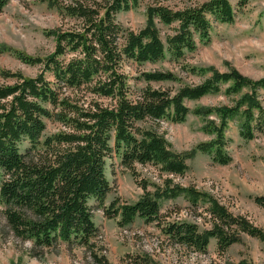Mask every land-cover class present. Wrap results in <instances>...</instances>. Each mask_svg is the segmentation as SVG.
I'll return each mask as SVG.
<instances>
[{
  "label": "trees",
  "instance_id": "trees-1",
  "mask_svg": "<svg viewBox=\"0 0 264 264\" xmlns=\"http://www.w3.org/2000/svg\"><path fill=\"white\" fill-rule=\"evenodd\" d=\"M10 0H0V11ZM144 0H54L50 4L68 19L71 28L46 31L55 39V50L44 58L9 49L22 63L42 66L36 77L2 71L12 84L0 86V206L12 236L30 242L42 253L65 243L85 248L95 264H109L96 251L99 235L91 201L104 206L112 192L107 163L117 158L133 177L137 166L152 165L161 174L183 176L187 160L197 152L207 154L214 164L227 166L228 123L240 119L239 135L252 141L264 133V108L258 91L264 78L253 80L235 68L221 73L214 68L196 69L191 74L209 78L200 85H181L175 92L154 89L152 83L180 82L172 72H143L130 77V63L156 64L169 56L184 60L198 45L210 43L213 22L232 23L236 13L229 0H209L174 10L161 4L146 9V25L134 32L122 26L117 16L134 10ZM250 0H239L245 8ZM159 25L174 29L163 41ZM47 74L49 77H47ZM131 80L142 81L133 88ZM234 106L196 107V101L221 93ZM244 90H248L242 93ZM107 101L105 103L104 101ZM192 114L204 121L203 130L213 136L186 154L175 153L158 130L161 121L181 124ZM47 122L58 130L46 134ZM162 189L147 191L136 203L114 199L105 215L124 227L137 218L155 223L173 245L200 254L207 253L211 239L220 254L241 242L247 234L264 244V231L246 218L235 216L207 193L165 180ZM185 197L194 208L206 204L211 228L200 231L195 223L162 225L161 201ZM264 206V197L255 198ZM203 216V214H200ZM143 264H148L145 261ZM244 264V263H239Z\"/></svg>",
  "mask_w": 264,
  "mask_h": 264
},
{
  "label": "rangeland",
  "instance_id": "rangeland-1",
  "mask_svg": "<svg viewBox=\"0 0 264 264\" xmlns=\"http://www.w3.org/2000/svg\"><path fill=\"white\" fill-rule=\"evenodd\" d=\"M54 0H10L0 11V86L12 84L4 79L2 71L20 72L25 77H36L42 66H30L18 60L9 49L31 57L44 58L55 50V39L46 31L71 28L50 4ZM69 1V0H66ZM209 0H144L134 10L118 14V22L134 32L146 25V9L149 5L161 4L174 10L184 9ZM236 17L232 23L213 22L212 38L206 45L186 55L184 60H172L169 56L156 64L130 63L126 73L133 79L143 72L167 71L174 73L180 82L152 83L154 89L169 90L175 93L183 85H200L210 74L204 76L188 73L187 66L196 69L214 68L221 73L235 68L253 80L264 78V0H250L245 8H239V0H229ZM161 37L174 34V29L158 26ZM47 77L49 75L47 74ZM133 88H143L142 81L131 80ZM222 85L221 93L208 95L200 100L185 101L193 110L196 107L234 106L233 99L227 96ZM244 90L242 93L247 92ZM258 99L264 108V89L258 91ZM107 103V101H104ZM240 119L228 123L226 152L232 161L227 166L214 164L207 154L197 152L186 161L188 170L183 176L161 174L152 165L137 166V176L121 166L119 159L107 163V178L112 192L104 206L91 201L93 219L99 228L94 240L96 251L103 255L109 264H264V244L258 239L240 234L241 242L232 245L220 254L215 239L210 240L207 253L200 254L173 245L155 223L148 224L137 218L127 226L118 225L117 219L105 215L114 199L122 204L136 203L147 191L154 193L162 189L165 180L180 187H193L207 193L224 205L235 216L246 218L252 225L264 231V206L256 204L255 198L264 197V133L258 132L252 141H245L239 135ZM204 121L190 114L181 124L161 121L158 130L163 134L175 153L186 154L213 136L204 130ZM58 130L54 123L47 122L46 134ZM206 204L196 209L185 197L161 201L162 225L173 222H190L198 225L200 231L211 228L209 216L205 213ZM0 206V264H95L90 253L83 247L68 246L65 243L54 246L42 253L35 251L32 243L14 238L9 231ZM203 214V216H200Z\"/></svg>",
  "mask_w": 264,
  "mask_h": 264
}]
</instances>
